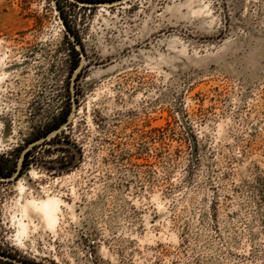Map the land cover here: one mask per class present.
<instances>
[{
    "label": "rangeland",
    "instance_id": "1",
    "mask_svg": "<svg viewBox=\"0 0 264 264\" xmlns=\"http://www.w3.org/2000/svg\"><path fill=\"white\" fill-rule=\"evenodd\" d=\"M0 264H264V0H0Z\"/></svg>",
    "mask_w": 264,
    "mask_h": 264
},
{
    "label": "bare ground",
    "instance_id": "2",
    "mask_svg": "<svg viewBox=\"0 0 264 264\" xmlns=\"http://www.w3.org/2000/svg\"><path fill=\"white\" fill-rule=\"evenodd\" d=\"M18 187V186H17ZM19 189L23 194L26 187L19 183ZM19 191V190H18ZM24 197V196H23ZM23 206L22 217L18 220V237L17 239L23 243V239L29 235L30 232V214H38L44 222L46 229L56 232L60 222V213L62 212L63 200L56 196L47 195L45 198H32L25 201ZM21 206V205H20ZM22 208V207H21ZM22 212V211H21ZM32 222V221H31ZM48 230V231H49Z\"/></svg>",
    "mask_w": 264,
    "mask_h": 264
},
{
    "label": "trees",
    "instance_id": "3",
    "mask_svg": "<svg viewBox=\"0 0 264 264\" xmlns=\"http://www.w3.org/2000/svg\"><path fill=\"white\" fill-rule=\"evenodd\" d=\"M79 1L87 2V3H98V2H99V0H79ZM101 1H102V0H101ZM103 1H108V0H103ZM69 29H70V26H69ZM73 35H74V37L76 38V40L81 44V40L79 39L78 35H77L76 33H74V32H73ZM71 44H72V49H73V50L76 52V54L78 55V60H77V62H76V64H75V69H74V70H76V69L80 66V62H81V59H80V53H79V51L76 49L75 45H73L72 42H71ZM69 115H70V113L67 112V113L65 114V116L63 117L62 121L59 123V125H55V126L52 127L51 129H49L48 131H46V132L44 133V135L38 137L37 139H40V138H42V137H46V136H48L50 133H52L53 131L59 129V128L62 126V124L66 123V122L68 121V117H69ZM28 156H29V155L27 154V155H26V160L28 159ZM13 172H16V171L13 170ZM1 173H2V175L5 174L3 170H1ZM9 175H11V173H9ZM5 176H7V175H5Z\"/></svg>",
    "mask_w": 264,
    "mask_h": 264
}]
</instances>
